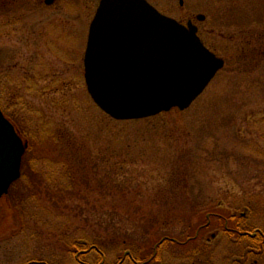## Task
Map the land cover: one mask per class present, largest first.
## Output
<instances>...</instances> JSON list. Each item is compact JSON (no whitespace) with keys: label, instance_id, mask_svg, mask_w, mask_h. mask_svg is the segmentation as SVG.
Instances as JSON below:
<instances>
[{"label":"rangeland","instance_id":"374dc122","mask_svg":"<svg viewBox=\"0 0 264 264\" xmlns=\"http://www.w3.org/2000/svg\"><path fill=\"white\" fill-rule=\"evenodd\" d=\"M149 1L181 22L226 16L213 26L236 42L249 30L252 43L222 42L225 66L185 110L113 120L84 80L99 0H0V104L28 144L21 178L0 199V264H132L121 254L135 257L160 235L183 239L219 207L247 208L250 226L264 230V0ZM68 142L90 151L80 158L87 169L63 159ZM211 232L205 256L224 264L228 238ZM158 251L155 264H200L170 241Z\"/></svg>","mask_w":264,"mask_h":264},{"label":"water","instance_id":"95a60500","mask_svg":"<svg viewBox=\"0 0 264 264\" xmlns=\"http://www.w3.org/2000/svg\"><path fill=\"white\" fill-rule=\"evenodd\" d=\"M196 32L190 21L183 25L146 0H101L84 58L91 98L116 120L188 108L224 65ZM25 148L0 108V198L20 177Z\"/></svg>","mask_w":264,"mask_h":264},{"label":"flooded vegetation","instance_id":"af4514ba","mask_svg":"<svg viewBox=\"0 0 264 264\" xmlns=\"http://www.w3.org/2000/svg\"><path fill=\"white\" fill-rule=\"evenodd\" d=\"M42 2L44 4L45 0H42ZM60 2L61 0H52L47 6L56 5ZM98 4L99 2L97 6ZM208 13H201L203 18L199 20L190 16L182 23L191 20L197 27V35L202 44L216 56L221 57L217 49L221 47L220 44H222V42L233 44L234 46L236 45L239 48H245L246 45L252 43V36L249 34V30L245 32L244 42H236V34L228 33V31L222 29L220 25L216 27L213 26V23L216 24V22L218 24L229 22V18H225L226 16L216 17V15L214 17L216 20L213 21L209 15L210 13ZM211 24L212 27H209ZM77 39L78 37L74 40V44L75 42L77 43ZM214 210L215 211L205 212V218H200L195 231L193 233H188L183 239L178 240L179 238H170L168 236L162 237L154 246L152 254L147 259H143L141 261L142 263L136 261L138 255L132 257V255L129 254L128 258L133 260L135 264H155L161 259V252L160 254L158 253V245L167 239L171 240V243L177 245L179 248H182V253L188 261L193 263L194 261H198L200 264H222L223 260L216 262L208 259L209 256H205L210 252L209 248L217 241L216 233H212L211 230L222 228L224 237L228 238V245L230 247L229 251H227L228 259L225 260L224 264H264V230L250 226L248 223L249 221H247V208L238 215L219 211L220 207L219 209L214 208ZM208 234H210V237L207 236ZM126 256L127 255H124L123 257L125 258Z\"/></svg>","mask_w":264,"mask_h":264},{"label":"trees","instance_id":"16d2710c","mask_svg":"<svg viewBox=\"0 0 264 264\" xmlns=\"http://www.w3.org/2000/svg\"><path fill=\"white\" fill-rule=\"evenodd\" d=\"M262 37V36H261ZM1 105V104H0ZM89 152L90 151H88V150H86V148H85V146L84 145H82V144H77V146L76 145H74V144H71V143H67L66 144V146H64V148L62 149V156H63V159H65L67 162H69V161H71V160H73V159H82V157L81 156H83V157H85L86 155H89ZM26 156H27V154L25 153L24 154V156H23V161L22 162H24V160L26 159ZM80 159V160H81ZM82 162L81 163H78L81 167H82V169H87V167L89 166V163L90 162H87V160L85 161L84 159L83 160H81ZM69 164H71V165H73L74 163L72 162V163H69ZM90 176H85V178H89ZM91 178V177H90ZM210 211H215V210H213V209H211ZM202 218H205V215H203L202 216ZM153 225L154 224H152L150 227L152 228L153 227ZM197 227V225H195L194 227H193V229L191 230V233L193 232V230L195 229ZM160 237H155L153 240H150L149 241V244H148V248H147V250H146V247H145V249L143 250V251H138V257L136 258V261L137 262H141L143 259L145 260V259H147L151 254H152V252H153V249H154V246L156 245V243H157V241H158V239H159ZM80 244H78V243H74L73 244V247H74V249H75V256H76V260L78 261V262H81V260H80V258H81V256H82V252L80 251L81 249H80V246H79ZM142 245V244H141ZM143 246V245H142ZM160 245H158V247H159ZM91 248H93V245H87L86 246V251L87 250H90ZM94 248H97L96 246H94ZM144 248V247H143ZM142 248V249H143ZM146 250V251H145ZM123 255V253L121 254V256ZM103 258L101 257V259L99 260V262L101 263V262H103ZM132 262H133V264H135L134 263V261L132 260ZM82 263V262H81ZM99 263V264H100ZM142 263V262H141ZM82 264H85L84 262L82 263Z\"/></svg>","mask_w":264,"mask_h":264}]
</instances>
